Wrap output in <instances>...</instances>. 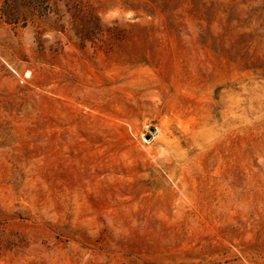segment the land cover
<instances>
[{
  "label": "rangeland",
  "instance_id": "374dc122",
  "mask_svg": "<svg viewBox=\"0 0 264 264\" xmlns=\"http://www.w3.org/2000/svg\"><path fill=\"white\" fill-rule=\"evenodd\" d=\"M0 264H264V0H0Z\"/></svg>",
  "mask_w": 264,
  "mask_h": 264
}]
</instances>
